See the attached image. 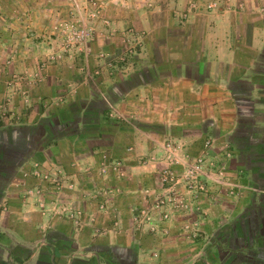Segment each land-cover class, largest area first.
Masks as SVG:
<instances>
[{
  "label": "crops",
  "instance_id": "0c3cea01",
  "mask_svg": "<svg viewBox=\"0 0 264 264\" xmlns=\"http://www.w3.org/2000/svg\"><path fill=\"white\" fill-rule=\"evenodd\" d=\"M74 1L0 0V264H150L145 252L164 243L156 264H228L199 254L198 244L164 239L147 249L143 237L128 233L135 181L157 179L139 158L163 157L155 140L165 139L193 155L211 139L207 155L216 166L258 188L231 198L228 234L244 236V250L264 251V0H100L93 24L114 37L99 36L96 51L59 61L51 29L78 25L74 10L84 1ZM209 1L216 7L207 8ZM124 27L139 32L142 45L116 71L96 52H117ZM103 151L134 171L123 184L127 193L115 198L122 227L113 253L91 239L89 227L69 220L72 207H90L93 180L82 165ZM54 179L66 188L58 190ZM70 185L84 195L67 191Z\"/></svg>",
  "mask_w": 264,
  "mask_h": 264
},
{
  "label": "rangeland",
  "instance_id": "374dc122",
  "mask_svg": "<svg viewBox=\"0 0 264 264\" xmlns=\"http://www.w3.org/2000/svg\"><path fill=\"white\" fill-rule=\"evenodd\" d=\"M80 1H84V6L81 7L82 10L84 8V12L81 8L74 10L78 25L67 27L63 24V26H59V31L57 28L51 29L54 32L51 33V36L54 37V43L49 44L50 50L53 51L52 57L59 61L68 54L79 53L87 56L96 51L95 41L99 39L97 38L99 36L104 37V40H111L114 37L111 31L105 32L93 24V21L101 14V1L76 0L74 3L77 2V6L80 7ZM69 14L72 13L69 11ZM60 17L63 20L66 18L65 15H60ZM88 19L91 20V24L85 26ZM117 31H119L116 34L118 36V51L110 53L111 51H106V48L100 47L96 53H98V57L106 58L108 68L120 71L123 70L121 69L123 65L130 62L131 58L138 52L142 41L139 38V32H135L131 27H124L120 30L117 29ZM81 35L85 40L81 39ZM136 35L138 37H135ZM47 60L49 59L46 58L41 63L39 61V66L41 67ZM83 66L86 67V65ZM124 73L122 72V74ZM97 74L99 71L90 73L92 77ZM13 77L17 78L18 76L14 75ZM109 109V116L112 117L117 114L112 105L109 106ZM112 111H115L114 115ZM5 117V107L0 103V125L4 122ZM119 118L124 122H127L126 118L130 120L129 116L123 118L119 115ZM212 143L211 139H203L201 152L193 155L183 151L178 142L166 139L155 140V144L164 151V156L152 160L153 158H146L145 155H142L139 161L150 166L155 171V176L164 172L167 175V180L160 182L157 177L155 183H146L141 179L135 181L133 202L131 206H128L131 211L130 222L126 229L132 236L143 237L146 242V246H143L147 249L154 247L152 244L160 243L165 239L172 246L173 244H198L202 251L199 254L212 259L218 257L221 262L227 259L228 264H264V251L244 250L241 246L243 240L240 242L244 236L233 232L235 226H233L232 236L228 234L230 226H232L229 225L232 220H228L230 213H227L231 206V198L238 200L247 190L256 192L258 188L252 187V190L249 187L248 189L233 180L235 176L228 172L227 166H216L214 158L207 155V152L212 148ZM127 150L130 149L127 148ZM123 160L125 159L122 157H113L109 152L103 151L97 155L95 161L82 165L88 167L81 171L93 180L91 190L87 194L90 199V207L87 210L83 209V204L72 207L75 214L69 217L72 226L75 228L80 230L83 227H89L91 239L103 245L105 249L111 248L106 250V252L111 253H113V247L119 245L113 242V236L122 227V220L117 214L115 198L123 191L127 193L128 189L123 184L130 181L134 173L131 169L126 170L127 160L126 162ZM76 162L73 163L74 166H79L80 164ZM53 181L56 186L58 185V190L66 188L61 187L59 179ZM189 182L194 185L190 186ZM67 189L69 192L73 191L74 194L78 193L79 196L84 195L83 191L74 185L68 186ZM85 212L86 217L83 216ZM58 214L63 213L59 211ZM98 216L103 217V220L101 221ZM217 229L218 232L215 233ZM156 238L160 239L157 241ZM164 244V249L158 248L159 250L145 252L150 264L159 261L162 252H166L167 243ZM227 248H233V253L227 251ZM176 253L174 255L182 254V252ZM163 255L171 259L177 257L169 253Z\"/></svg>",
  "mask_w": 264,
  "mask_h": 264
},
{
  "label": "built area",
  "instance_id": "2783aa9c",
  "mask_svg": "<svg viewBox=\"0 0 264 264\" xmlns=\"http://www.w3.org/2000/svg\"><path fill=\"white\" fill-rule=\"evenodd\" d=\"M206 7L207 8H215L216 7V2L215 1H209L207 4H206ZM81 37V39L83 40L84 39V37H83V35H81L80 36ZM85 40V39H84ZM158 180L160 181V182H164L165 180H167V175L164 173V172H160L159 174H158ZM57 184V183H56ZM189 184H190V186H193L194 184H192V183H190L189 182Z\"/></svg>",
  "mask_w": 264,
  "mask_h": 264
}]
</instances>
